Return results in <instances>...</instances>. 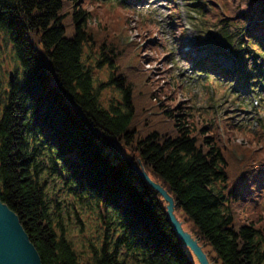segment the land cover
Listing matches in <instances>:
<instances>
[{"label":"trees","instance_id":"trees-1","mask_svg":"<svg viewBox=\"0 0 264 264\" xmlns=\"http://www.w3.org/2000/svg\"><path fill=\"white\" fill-rule=\"evenodd\" d=\"M229 1L238 17L218 19L206 40L228 57L237 47L239 76H262L264 0ZM186 4L203 15L199 0ZM86 8L83 0H0V32L12 53V79H0V201L41 264H192L167 202L138 171L171 197L172 212H182L213 262L264 264L262 140L252 136L247 145L241 133L239 141L229 134L225 148L207 120L198 124L180 100L155 95L153 80L139 88L146 74L127 72L115 43L92 36ZM104 66L106 80L95 79L93 70ZM244 82L256 90L257 79ZM159 84L175 95L166 80ZM105 88L117 94L106 104ZM151 96L162 115L144 110ZM239 143L256 151L243 170L231 155ZM83 212L94 213L101 229L86 260L64 225L70 213L80 220Z\"/></svg>","mask_w":264,"mask_h":264},{"label":"rangeland","instance_id":"rangeland-1","mask_svg":"<svg viewBox=\"0 0 264 264\" xmlns=\"http://www.w3.org/2000/svg\"><path fill=\"white\" fill-rule=\"evenodd\" d=\"M189 1L196 0H83V5L90 14L87 26L92 36L96 38L104 34L115 43L123 55V68L127 72L146 74L141 77L139 88L146 84V80H153L155 95L166 103L180 100L190 109L191 117L198 124L207 120V129L225 148L228 147L229 134L236 135L239 141L241 133L247 145L248 139L253 136L257 140L258 135L264 143V86L252 92L244 82L246 76L257 79L254 77L260 74L239 76L237 47H231L233 56L228 57L224 50L205 37L209 31L216 32L220 25L218 19L229 15H232L231 19L238 17L232 9L233 4L229 0H199L203 3L204 13L197 16L189 11L192 6L185 4ZM4 40L0 32V79L3 83L12 70L10 44ZM201 59L203 68L197 65ZM200 69L210 71L207 73L209 77ZM107 73L105 66L93 70L95 79L101 81L106 80ZM162 80L167 81L168 88L175 95L160 87ZM231 92L237 95H231ZM116 96L110 88H105L101 92L102 103L106 104L109 98ZM149 100L150 104L144 106L149 116L162 115L161 103L153 96ZM247 145L239 143V150L231 148L233 160L241 170L244 165H252L250 155L256 157L254 148L249 150ZM173 214L181 229L191 236L192 228L182 212L175 210ZM80 216L77 220L70 213L64 218V225L67 238L79 257L86 260L90 255L89 244L96 242L101 229L94 213L83 212ZM181 247L192 264H199L186 244L182 242ZM201 249L208 264H218L212 261V253L207 246Z\"/></svg>","mask_w":264,"mask_h":264},{"label":"water","instance_id":"water-1","mask_svg":"<svg viewBox=\"0 0 264 264\" xmlns=\"http://www.w3.org/2000/svg\"><path fill=\"white\" fill-rule=\"evenodd\" d=\"M8 78L11 81V72L8 73ZM115 149L120 159L127 160V158L123 157L118 147L115 146ZM138 173L153 189L159 192L167 202L166 213L177 237L192 250L193 256L197 257L199 264H208V261L197 242L191 238L188 233L181 229L179 222L172 212L173 201L171 197L164 189L155 184L144 172L138 171ZM0 264H41L37 251L29 241L16 214L9 210L1 201Z\"/></svg>","mask_w":264,"mask_h":264},{"label":"bare ground","instance_id":"bare-ground-1","mask_svg":"<svg viewBox=\"0 0 264 264\" xmlns=\"http://www.w3.org/2000/svg\"><path fill=\"white\" fill-rule=\"evenodd\" d=\"M192 238V237H191Z\"/></svg>","mask_w":264,"mask_h":264}]
</instances>
